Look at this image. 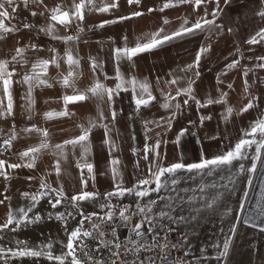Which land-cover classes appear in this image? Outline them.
I'll use <instances>...</instances> for the list:
<instances>
[{"label":"crops","instance_id":"obj_1","mask_svg":"<svg viewBox=\"0 0 264 264\" xmlns=\"http://www.w3.org/2000/svg\"><path fill=\"white\" fill-rule=\"evenodd\" d=\"M79 2L80 0H43L40 3L39 0H29L25 7L23 0H16L18 7L12 14V19L4 21L6 26L18 30L4 33L0 39V60L8 61V71L14 72L10 85L12 114L0 116V160L5 162L0 171L6 173V176L0 175L2 197L4 185L8 186L11 177L24 179L33 176L40 178L42 183H47L50 188L48 190H60L48 181L46 173L42 171L46 162L64 189V197H72L82 190L96 193L95 197H106L107 193L116 191L117 183L122 188L135 189L140 180L151 179L149 165L154 162V155L149 151L148 159H144L145 145L151 148L159 140L158 152L161 159L155 163L168 166L175 162L196 163L202 156L212 158L224 154L240 139L251 138L244 134L250 131L251 120L259 112L255 106L245 112L241 111L240 101L247 99L260 102L257 90L264 88V67L255 64L252 69L242 64L248 36L246 26L250 19L246 16L249 13L242 12L244 3L237 2L240 10H237L235 17L227 19L223 18V10L229 0H218V3L217 0H204L199 7L193 2L171 0L175 6L163 11L160 9L169 0H140L139 4L118 0V6L107 12L97 9L111 0H94L95 7L86 5L83 10V20L72 18L67 26L51 20L52 9L59 7L61 12L69 11L71 16L74 3ZM248 6L251 7L250 4ZM9 11L11 12L10 8ZM32 12L36 15H32ZM134 12L143 14L133 16ZM165 19L168 20L167 24L164 23ZM203 20H214L215 23L205 24L201 30L174 38L150 51L138 53L131 59L116 58L115 49L132 48L138 43H145L151 34L161 28L164 31L160 35L163 36L180 29L184 21H187L185 27H191L197 21L203 23ZM105 21L114 22L104 23ZM24 24L32 27L24 28ZM101 24L103 27H99ZM257 24L263 25L264 18ZM49 27L52 28L51 33L47 31ZM240 30L245 35L243 38L238 35ZM68 36L75 39H60ZM17 48L24 49L21 55H17ZM201 48H208L209 51L200 56L199 65L196 66V57ZM69 52L74 59L79 60L78 65L69 66ZM235 56L238 57L237 60ZM53 58L59 67L49 63L46 74L40 68L35 69L51 87L33 82L31 99L34 103L30 104L28 84L23 77L26 74L33 75V65L38 61H51ZM93 61L97 65L95 69L92 67ZM255 61L248 63L253 64ZM233 63L235 67L229 68L228 65ZM189 65L193 67L189 68ZM69 71L73 73L69 83L74 87L65 86L62 82ZM258 73H262L261 79ZM118 76L125 82L133 78L140 83L146 82L155 99L146 106L137 108L136 99L141 97V89L137 87L133 92L132 85L125 83L118 90V95L113 94L111 101L106 94L101 98L88 93L86 100L67 104L69 115H54L51 118L45 116L48 112L64 111L63 97L86 92L96 82L106 88L116 89V85L120 83ZM173 79L176 80L175 84L170 83ZM190 82L192 96L200 104L182 92L177 94L178 90L187 88ZM124 88L127 90H123ZM224 93L227 94L226 97L222 96ZM144 98H148L147 94H144ZM0 99L7 104L2 82ZM186 99L188 102L185 104ZM210 99H223L226 102L207 104ZM165 103L169 104L168 108L163 107ZM177 104L180 105L179 108L175 107ZM228 108L233 110L230 115ZM113 111L116 113L115 119L112 118ZM201 117L210 119L202 121ZM90 122L95 127L91 128L88 141L84 142L87 153L81 144L64 143L80 136L81 126L88 128ZM31 128L46 130L47 137L42 131H25ZM185 129L187 131L177 144V135ZM13 134L16 138L12 140L11 146L4 145V141ZM44 141L48 144L47 148L31 153L28 157H21L20 153L37 147ZM57 145H63V148H57ZM252 150L255 153V146ZM32 156H35L34 161ZM113 160H118L119 164L112 165ZM57 161L59 174L55 171ZM29 163H34V166L28 167ZM85 163L93 165V175L90 176L84 168L83 178L87 180V186L83 187L81 168L77 165ZM13 164L20 166L8 167ZM112 167L119 170L120 176L117 179H113ZM24 201L25 198H15V209L11 210L9 198H5V208L0 210L2 220L6 221L10 214L17 217L33 215L36 207L33 204L27 206Z\"/></svg>","mask_w":264,"mask_h":264},{"label":"rangeland","instance_id":"obj_2","mask_svg":"<svg viewBox=\"0 0 264 264\" xmlns=\"http://www.w3.org/2000/svg\"><path fill=\"white\" fill-rule=\"evenodd\" d=\"M237 2L244 3L243 8H245L242 12L249 13L246 16L250 18L249 24L246 26L248 36L243 49L242 64L244 67H252L255 64L262 65L264 62L261 59L264 57V40H260L257 33L264 29V24L257 23L261 21V18H264L259 14L264 12V0H229L223 10V18L228 19L237 15V10H240L237 8ZM249 4L251 7L248 6ZM238 35L240 38L245 36L242 30ZM253 37H256L260 42L249 43ZM237 59L238 57L235 56V60ZM251 60L256 61L253 64L248 63ZM261 74H259V79L262 78ZM257 91L260 95V102H252V104L259 113L251 120L252 126L256 121L264 118V88H259ZM248 103L247 99L240 101L241 108L243 109ZM245 115L247 117L246 113ZM254 146L246 150V159L234 161L230 166L212 169L210 173L207 169L203 173L181 171L179 174L178 172L179 183L174 186L175 191H172L170 187L162 188L160 192H152L143 198L137 197L132 192L118 197H95L74 204L71 197H64L61 203L54 208L50 201H54L56 194L48 190L50 188L47 183H42L40 178L33 176L24 179L11 177L8 180V186L4 185L3 197L0 187V201H3L2 198L4 201L5 198H9L12 210L15 209L13 203L15 198H25L23 203L26 202L27 206L33 204L36 211L32 212L33 215L26 216V219L12 216L13 224L0 230V248L5 249L3 253H0V264H60V261L54 258L49 259L47 255L19 257L13 256L11 252L7 251L11 249L12 252H15L24 248L51 253L53 257H65L63 264H71L72 257L65 256L68 252L66 245L69 241V234L77 229L83 219L81 212L83 216H86L92 213L112 211L115 213L113 217L120 219L121 209L127 207L128 211L125 215H130V221L125 222L120 219L126 226L137 224L142 219L144 214L138 212L137 204L144 206L152 200L157 203L152 206V211H146V214L154 217L153 225L155 227L154 231L149 233V225L145 223L141 229L145 234H155L160 229L158 225L176 228L182 235V247L187 257L200 258L203 264H225V257H220V253L223 251L225 240L231 239L230 229L239 220L240 231L230 264H264V231L260 230L264 227V215L260 214L261 208L264 207V157L261 161L253 160L255 153L252 149ZM254 162L257 171L249 173L248 169ZM46 163H44L45 168L42 171L46 173L48 181L56 188L62 189L53 171L47 167ZM241 164L244 166L243 173L239 171ZM27 172L31 173L32 170H27ZM249 178L252 180L251 187L247 184ZM42 184H46L48 187L42 188ZM151 187L154 188L155 184H151ZM135 189L138 190L137 187ZM62 190L64 191V189ZM25 193L28 195H24ZM41 193L49 194L41 195ZM244 193H247V199L244 198ZM34 195L37 196L35 201L31 199ZM3 202L0 203V210L5 208V202ZM241 203L244 204V212L240 211ZM169 204L172 205L171 208L167 207ZM104 205H111V207H102ZM207 205H211V207ZM160 211L169 212L173 219L160 218L157 215ZM61 214L63 218L58 219ZM37 216L40 217L39 220L35 219ZM248 217L251 219L248 224H245L244 221ZM16 220L21 222L17 224ZM5 222V219L2 220L0 216V225ZM252 224L256 226L253 227ZM119 237L124 239L126 232H120ZM49 244L51 247H46Z\"/></svg>","mask_w":264,"mask_h":264},{"label":"snow or ice","instance_id":"obj_3","mask_svg":"<svg viewBox=\"0 0 264 264\" xmlns=\"http://www.w3.org/2000/svg\"><path fill=\"white\" fill-rule=\"evenodd\" d=\"M25 7H27L29 0H23ZM33 2H35V0H33ZM40 3L43 2V0H39ZM140 0H128L129 4L132 3H137L139 4ZM180 3H188V2H193L195 4L196 7H199V5L201 3L204 2V0H179ZM218 3V0H217ZM7 5V7H6ZM86 5H91L92 7H95L94 4V0H80L79 3H74L73 7H74V11L72 12L71 16L69 14V11H63L61 12L59 7H56L54 9L51 10L52 15H51V20L52 21H58L60 24H63L65 26H67L69 23H71L72 18H76V19H80L83 20V10L85 9ZM118 6V0H111L110 3L99 7L97 10L100 12H107L110 10V8H115ZM170 6H175L174 4L171 3V0H169V2L165 3L163 5V7L160 9L161 11H163L165 8H168ZM18 7L16 0H0V39L3 38V34L4 33H8V32H12V31H16L18 29L14 28V27H8L5 24V20H10L12 19V14L15 13L16 8ZM9 8L11 9V12L9 11ZM91 10V8L89 9ZM153 9H149V11H152ZM143 13L141 12H134L132 13L133 16H140ZM261 16H264V12L259 13ZM32 15H36L35 12H32ZM41 15H43V13H41ZM213 15L215 16L216 13L214 12ZM129 17H121V19H127ZM110 22H114V21H105L104 23H110ZM164 23L167 24L168 20L165 19ZM215 23V21H209V20H203V23L201 21H197L194 25H192L191 27H185L184 25L187 24V21H184V25L181 26L180 29H178L177 31L171 33V34H165L163 36L160 35V33H162L164 30L163 28L159 29L157 32L151 34V37L148 39L147 42L142 43V44H137L135 47L132 48H128V47H124V48H117L115 49V55L117 59H120L122 57H126L128 59H131L133 56L137 55L138 53L141 52H145V51H150L153 48H156L160 45H162L163 43L170 41L174 38L186 35V34H190L193 33L196 30H201L205 24H213ZM24 28H30L32 27L29 24H24L23 25ZM99 27H103V24L99 25ZM44 30V29H42ZM82 30V29H81ZM47 31L49 33L52 32V28L49 27L47 29ZM257 36L260 37V40H264V29H261L258 33ZM60 39H64L65 41H70L75 39L72 36H68V37H63ZM126 39V38H125ZM260 40H257L256 37H253L249 43L255 44V43H259ZM34 47V46H33ZM17 55H21L24 51V49L22 48H17L16 50ZM209 51L208 48H201L200 52L198 53L197 57H196V61H195V65L198 66L199 65V61H200V56ZM261 59H264V57H261ZM13 60H15V56L13 57ZM49 63L51 64H55L57 67H59L57 61L55 58H53L51 61L48 60H40L38 61L35 65H33V75H25L23 77V80L25 83L28 84V93H29V102L30 104L34 103V101L31 99V92H32V88L34 86L33 82H35L36 85H47L49 87H51V85L47 84L46 80L41 79V74L37 73L35 71V69L40 68L45 74H46V70H47V66L49 65ZM67 63L69 64V66L72 65H78L79 64V60L78 59H74L73 56L71 55V53L69 52L67 54ZM8 61L6 60H0V82H2V86H3V90L6 94L7 97V104H4V101L2 99H0V108H2V110H0V116H3L5 114L7 115H11L12 114V108H13V101H12V95H11V91H10V85L12 83L11 81V76L14 74V72L12 71H8ZM92 67L93 69H95V67H97L96 62L93 61L92 63ZM189 68H192L193 65H189ZM229 68L235 67V63L228 65ZM260 67H264V64L260 65ZM196 75H199V73H196ZM244 75H247V72L244 73ZM73 73L71 71H69L68 75L65 76L63 78V84L65 86L68 87H74L73 84H70L69 81L72 78ZM118 79H120V83H118L116 85V89H112V88H106L103 84L96 82L92 87L88 88L86 90V92H81L79 94H75V95H70V96H65L63 97L64 101H65V110L59 113H52V112H48L45 113V116L47 118H51L54 115L55 116H66L69 115V113L66 110V106L69 102H79V101H83L86 100L88 98V93H90L93 96H100L101 98H103V96L106 94L108 99L111 101L113 94H119L118 90H120L123 85L125 83H128L130 85H132V90L133 92H135L136 88L139 87L141 89V97L136 99V105L137 108H139L141 105H147L151 100L155 99V97H153L151 95V92L149 91V86L148 84L145 83H140L137 82L134 78L132 80H129L127 82H125L122 78H120L118 76ZM170 83L175 84L176 80L173 79L172 81H170ZM245 84H247V81H245ZM229 87H231V85H229ZM123 90H127V88H124ZM247 90V88L245 89ZM181 92L188 96L190 99L195 100V97L192 96V87H191V82L189 83V86L185 89L182 90H178V95L181 94ZM144 94H147V99L144 98ZM226 93L222 94V96L226 97ZM174 99V97H172ZM188 101L187 99L184 101V103L186 104ZM195 102L197 104H200V101L195 100ZM222 103V102H226L225 100L221 99V100H217V101H213V100H208L207 104H212V103ZM201 106H205V105H201ZM164 108H168L169 104L165 103L163 105ZM176 108H179L180 105L177 104L175 105ZM253 107V104L251 101H249V103L247 105H245V107L241 110V111H247L249 108ZM232 109L228 108L227 112L230 115L232 113ZM116 113L115 111L112 112V118L115 119ZM204 119H210V117H201V120L203 121ZM95 127V124L90 122L89 123V127L88 128H84L83 126H81L82 128V134L72 140H68L65 141V144H72V145H76V144H81L82 147H84V152L87 153L88 149L87 146L84 144V142L88 141L89 138V133L91 131V128ZM106 127V126H105ZM169 127H170V122H169ZM42 131L43 135L45 137H47V131L46 130H41V129H36V128H31V129H25V131ZM187 130H182L176 138V143L179 144V140L180 137L184 135V133ZM257 134H259V139H257ZM245 137H252L251 139L248 138H242L239 140L238 143L235 144V146L233 148H231L229 151L225 152L224 154L221 155H217L214 156L212 158H205V157H201L199 159V162L196 163H183V162H175L172 163L168 166H163L159 163H155L156 160L161 159L160 157V153L158 152L159 146H160V141H156V143L154 145L151 146V148H149L148 145H145L144 148V159L147 160L148 156L147 153L149 151H151L154 155V162L151 163L149 165V174L151 179H143L140 180L138 182L137 185V189H125L122 188L121 185L119 183H117L115 185L116 191L115 192H109L107 193V197H112L115 195H119V196H123L126 192L128 193H132L134 192V194L137 197L143 198L145 196H149L152 192H160V190L162 188H171L172 191H175V185H177L179 183V180L177 178V173L181 172V171H186V172H197V173H203L204 170H209V173L211 172L212 169H218L221 167H226V166H230L233 164L234 161L237 160H242V159H246V155L245 152L247 149L252 148L253 145H255V156L253 157L254 161H259L260 157H261V149H264V118L259 119L258 121H256L253 126L251 127L250 131L245 132ZM16 137L13 134L9 139L4 141V145L7 146H11V142L12 140H14ZM106 143H110L109 141H106ZM48 147V144L46 141L41 142V144L37 147H32L27 149L26 151L20 153L21 157H28L31 153H38L40 152L41 149H45ZM57 148H63V145H57ZM32 160H35V156H32ZM112 165H118L119 161L118 160H113L111 161ZM5 162L0 160V169H3ZM20 165H9L8 167L10 168H17ZM28 167H33L34 163H29L27 165ZM78 167L81 168V183L83 187L87 186V180L83 178V170L84 168L87 169V172L90 176L93 175V165L90 163H85L84 165H77ZM55 171L57 174H59L60 172V167H59V161L56 162L55 165ZM112 171V176L113 179H117L120 176L119 170L117 167H112L111 169ZM239 171L241 173L244 172V166L241 164L239 166ZM249 173H255L256 172V163L254 162L251 167L248 169ZM0 175H5L6 173L3 171H0ZM165 177H167V179H165ZM94 178V176H93ZM155 184V187L152 188L151 184ZM247 184L249 187H251L252 184V180L251 178L248 179ZM148 187H145V186ZM42 188H47L48 186L46 184H42L41 185ZM51 193H55L56 194V198L54 199V201H50V203H52V207H56L58 204L61 203V200L64 198V193L63 190H57V189H51L50 190ZM49 193H41V195H46ZM24 195H28L27 193H25ZM97 194L96 193H92V192H87V191H81L79 194L74 195L71 197L72 202L75 204L78 201H84V200H89V199H94L95 196ZM244 198L247 199V193H244ZM32 200H37V196H32L31 197ZM162 199V198H161ZM171 199V198H169ZM193 199H195V197H193ZM3 201H0V203H2ZM157 203V201L152 200L149 201L146 205L141 206L139 204H137V209L138 212L141 214H144L142 219L140 220V222H138L137 224H135L134 226H132L131 231L135 234L136 237L138 238H142L144 237L145 233L143 231H141V229L144 227L145 223H147L149 225L148 231L149 233H152L154 231V225H153V219L154 217L148 216L146 214L147 212H151L152 211V206L155 205ZM208 207H211V205H207ZM102 207H111V205H104ZM167 207L171 208L172 205L169 204L167 205ZM128 211L127 207H124L121 209L120 213H119V217L122 221L128 222L130 221V215H125V213ZM197 211H199L197 209ZM240 211L244 212V204L241 203L240 204ZM135 214V213H134ZM261 215H264V207L261 208L260 211ZM115 215L114 212L112 211H108L105 213L104 216H99L98 218L101 221V224H103L106 221H112L113 216ZM160 218H164L167 217L169 220H172L173 218L171 217V215L169 214V212L166 211H160L157 214ZM81 216L83 217V219L81 220V225L83 224V220H91L93 216H97L96 213H92L90 216H83V213L81 212ZM25 219L26 214H25ZM63 216L62 214L60 216H58V219H62ZM36 220H39L40 217L37 216L35 218ZM181 219H183V217H181ZM251 217H248L245 219L244 223L248 224L250 221ZM14 222V218L11 216V214L9 215L8 219L6 220V222L2 225H0V230L4 229V228H8L10 225H12ZM21 221L16 220L15 223L19 224ZM175 222V221H173ZM239 223V220H237L236 224ZM101 224H93V228L95 230L98 231L99 236L103 237L105 235L104 231L101 230ZM236 224L233 225V227L230 229V232L232 234V236H235V232H236ZM164 232V235L161 236L160 233H156L155 236H153V243L151 245H149V250L152 248H157L159 247L161 252H164L165 249H167L169 247L170 244V240L168 238V233L172 231L171 228H166L164 225H158ZM251 226L255 227V224H252ZM15 230V229H13ZM261 231H264V227H262L260 229ZM83 236L85 237H90L92 235V233L90 231H84ZM81 235V229L77 228L75 230H73L70 234H69V241L66 245V248L68 249V252L65 254V256H71L72 260H71V264H82V261L80 259L77 258L76 256V249L74 247V241L78 240L80 238ZM111 235L116 238L117 242H115L114 247L118 250L121 247V244L118 242V237H116V231L113 228ZM130 243H132L133 245V249H135L136 252H139L140 249L142 247H144V245H141L139 242V239L137 240H131L129 241ZM19 243H23V242H19ZM113 241H108V242H104L103 240H101V244H103L104 247H108L109 244H112ZM231 244V239L228 238L225 240L224 244H223V251L220 253V257H227L228 255V251H229V247ZM172 247H176V245H171ZM46 247H51V245H47ZM81 247H83L81 245ZM133 249H127L126 251H132ZM5 251V249L0 248V253H3ZM7 251L11 252L13 256H19V257H24V256H33V257H39L41 255H47L49 259H56L58 261H60V264H63V261L65 259V257H53L51 255V253H44L42 251H36V250H32V249H28V248H24V249H20L18 251L12 252L11 249H8ZM85 255L87 256L88 254L85 253ZM113 256L119 257L120 253L119 251H115L112 253ZM89 260H91V257H88ZM162 259H167V254H165ZM97 264H102V262H97ZM112 264H116V261L114 260L112 262ZM140 264H143V261H140Z\"/></svg>","mask_w":264,"mask_h":264},{"label":"built area","instance_id":"obj_4","mask_svg":"<svg viewBox=\"0 0 264 264\" xmlns=\"http://www.w3.org/2000/svg\"><path fill=\"white\" fill-rule=\"evenodd\" d=\"M97 216H93L91 220H83V224L79 223L77 228L81 229L80 238L74 241V247L76 249V256L82 261V264H97V262H102V264H112L115 260L116 264H203L200 258L187 257L183 251V238L179 230L176 228L165 226L166 228H171L172 231L168 233V238L170 240L169 247L161 252L160 248H152L149 250V245L153 243V236L156 233H160L161 236L164 235L163 230L160 228L155 234L147 235L138 238L131 231L132 226L135 224L123 225L119 218L113 217L112 221H106L101 224L99 216H104L105 213H96ZM86 215V216H90ZM93 224H101V230L104 231L105 235L103 237L99 236L97 230L92 226ZM113 228L116 231V237H118V242L121 244L120 249L114 247L116 238L111 235ZM84 231H90L92 235L90 237L83 236ZM126 232V237L121 239L119 237L120 232ZM139 239L141 245H144L139 252L133 249L132 243L129 241ZM101 240L104 242L113 241L108 247H104L101 244ZM176 245L172 247L171 245ZM81 245L83 247H81ZM127 249H133L132 251H126ZM119 251V257L113 256L112 253ZM85 253L88 255L86 256ZM167 254V259H162V257ZM91 257V260L88 257Z\"/></svg>","mask_w":264,"mask_h":264},{"label":"bare ground","instance_id":"obj_5","mask_svg":"<svg viewBox=\"0 0 264 264\" xmlns=\"http://www.w3.org/2000/svg\"><path fill=\"white\" fill-rule=\"evenodd\" d=\"M263 157H264V149L261 150L260 161L263 159ZM239 231H240V224H237L236 225L235 236H231V244H230V247H229L228 255H227V257H225V264H230V261H231L232 255H233V250H234V247H235V243H236V239H237V236L239 234Z\"/></svg>","mask_w":264,"mask_h":264}]
</instances>
